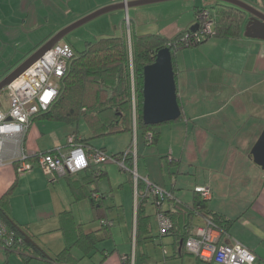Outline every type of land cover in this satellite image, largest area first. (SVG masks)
I'll use <instances>...</instances> for the list:
<instances>
[{"label":"crops","instance_id":"1","mask_svg":"<svg viewBox=\"0 0 264 264\" xmlns=\"http://www.w3.org/2000/svg\"><path fill=\"white\" fill-rule=\"evenodd\" d=\"M72 1L67 0V4ZM120 1L123 0L101 1L97 7ZM246 1L264 11L257 2ZM186 4L190 8L187 21L170 19L161 25H153L154 28H149L153 31L150 33L173 38L197 23L196 7H219L216 0H195ZM5 5L14 6L12 14L5 11ZM57 5L59 0H0V27L3 31L0 33V47L2 56L7 57L10 65L7 71L15 69L57 30L21 48H15L14 45H19V41H14L10 35L15 33L27 38L31 31L49 20V17L37 13L38 8ZM132 8L131 25L143 27L144 11L139 6ZM131 12L130 9V16ZM8 20L13 21L14 26L8 27L9 32H5L7 27L2 23ZM175 56L178 96L186 118L170 127H159L161 137L156 148L145 147L142 151L138 143L137 151L143 157L137 162L138 174L172 191L174 198L187 204L193 203L198 186L210 188L209 208L231 222L228 227L219 230V243L239 241L256 254L254 264H264V170L250 156L252 147L264 130V40L246 37L243 29L239 37L212 36L198 46L177 51ZM5 76L0 72V81ZM37 120L42 119L36 117L33 120L24 142L25 149L32 157L38 152L58 147L65 149L67 136L74 132L72 126L56 125L62 131L56 134L53 131L56 141L54 146L47 149L41 140L43 125L38 124ZM165 137L167 139L163 142ZM103 140V143L95 145L104 148L109 155L122 151L109 138ZM166 142L171 144L166 152L168 161L160 159L161 156L165 157L162 147ZM172 161L178 166H169ZM32 162L33 169L23 173H27L23 180L34 183L44 181L46 189L50 190L45 199L46 204L33 213V208L25 203L23 210L17 212L12 201L11 217L48 257H55L66 245L65 236L60 230V213L67 209L73 211L76 219L88 231L98 230L102 220L113 221L112 237L100 243L99 251L90 258H84L81 264H220L198 259L182 248L173 234L160 235L158 209L152 198L146 203V212L151 218V232L138 242L137 182L133 184L128 174L125 177L116 173L112 163H118L109 162L102 166L105 176L100 179L99 187L105 193L104 206L97 212V218L100 219L98 224L88 226V217L79 218L77 213L81 215L82 209H85L90 210V214L92 211L94 216L91 201L86 198L76 202L65 176H50V183L45 182L46 179L40 173H35L36 168L43 173L36 159ZM120 168L127 172L126 168ZM175 170L179 174L174 178L170 173ZM85 173L81 171L80 175ZM17 178L16 190L20 187V173L16 166L12 162L0 165V197ZM116 179L117 184L114 186ZM31 191L34 197L40 192L35 189ZM110 193H114L111 200ZM131 195L134 204L132 213L128 204ZM166 208L167 202L163 204V209ZM206 218L195 217L191 232L203 225ZM102 250L105 252H100ZM13 253L24 264L18 252ZM74 253L81 254L78 249ZM9 256L6 255L8 261ZM124 256L128 259L124 260ZM28 264L54 263L34 257Z\"/></svg>","mask_w":264,"mask_h":264},{"label":"trees","instance_id":"2","mask_svg":"<svg viewBox=\"0 0 264 264\" xmlns=\"http://www.w3.org/2000/svg\"><path fill=\"white\" fill-rule=\"evenodd\" d=\"M218 4L219 7L217 8H209L214 18L212 34L192 46L178 45L180 39L186 33L194 32L191 28L173 38L160 33H131V47L126 36L102 37L87 42L86 48L81 52H76L75 58L71 61L66 75L61 80L58 97L47 111L38 114L36 117L72 126L74 132L70 135L74 134L77 142L90 150L101 149L105 151L104 148L93 144V138L106 139L110 136L125 133L134 135L135 131L138 140L142 137L145 144L156 145L161 137V132L158 130L161 124L148 125L143 120L144 67L155 61L157 53L161 49L169 47L173 56L177 81L175 56L177 51L198 46L212 36L221 38L241 36L248 14L232 4L219 2ZM204 8L208 7H196L198 24V14ZM178 100L180 103L179 96ZM181 109V116L170 122L182 121L186 118L182 106ZM134 110L136 112V130L133 122ZM82 120L88 124L91 133L89 137L83 135L79 129ZM128 150L130 151V148L126 151ZM126 151L111 156L117 158V160L124 159L129 179L135 184L133 175L135 158L131 151L125 155ZM139 158L140 155L137 151V162ZM31 160L34 161L35 158ZM14 165L18 169V164L15 163ZM103 165L89 166L83 170L86 171L84 175H80V172L65 175L75 201L78 202L86 198L91 201L95 220L98 216V210L104 206L105 193L101 192L99 187L100 179L105 176ZM169 166L177 167L178 164L172 161ZM170 174L175 178L179 172H171ZM17 186L18 178L0 197V220L7 225L14 236L13 245L4 248L7 257L13 252H18L24 264H28L34 257L47 259L54 264H81L84 258H90L95 252L99 251L98 245L100 243L112 237L113 221L102 220L101 227L98 230L88 231L85 229L84 224L76 219L73 211L66 209L60 213V230L65 236L66 245L55 257H48L37 244L27 240L26 231L18 226L11 217L12 195ZM137 192L139 198L137 206L138 242L145 234L151 232V218L146 212V203L151 198L157 209L163 211L173 220L174 226L168 234L177 237L182 248H185V242L191 234L195 217L210 218L219 229H224L231 223L223 215L213 212L209 208L208 199H204L197 191H195L192 204L174 198L172 191H168L171 195H165L163 199H159L147 192V183L144 177H139ZM158 201L160 204H157ZM165 202L168 203V208L163 209ZM75 249H78L81 254L76 255L74 253ZM100 252L104 253L105 250ZM3 264H9V261L6 260Z\"/></svg>","mask_w":264,"mask_h":264},{"label":"built area","instance_id":"3","mask_svg":"<svg viewBox=\"0 0 264 264\" xmlns=\"http://www.w3.org/2000/svg\"><path fill=\"white\" fill-rule=\"evenodd\" d=\"M199 27L194 32L186 33L178 45L192 46L210 36L213 32L214 18L209 8L199 14ZM76 50L68 41L55 44L40 59L34 62L23 74L16 78L6 90L8 106H0V165L7 162L17 163L18 172L23 174L33 169L35 158L43 173L47 176L76 174L89 166H100L117 162L126 168L125 161L109 155L101 149L90 150L77 142L74 134L67 137L65 149L58 147L32 155L25 149V138L34 118L47 111L58 97L61 80L66 75ZM131 152L133 150L130 149ZM126 151L125 155L130 152ZM135 154V152H133ZM135 181L139 179L137 157L135 154ZM147 192L159 199L171 195L167 190L144 177ZM196 191L204 199L211 196L210 188L198 186ZM138 195V193H137ZM157 204H160L158 201ZM156 205V204H155ZM160 235H167L174 226L173 220L163 211H157ZM219 228L216 223L206 218L203 225L197 226L185 242V249L205 262L220 264H254L256 254L239 241L219 243ZM14 243L13 233L0 220V247H9ZM128 257L124 256V260Z\"/></svg>","mask_w":264,"mask_h":264},{"label":"rangeland","instance_id":"4","mask_svg":"<svg viewBox=\"0 0 264 264\" xmlns=\"http://www.w3.org/2000/svg\"><path fill=\"white\" fill-rule=\"evenodd\" d=\"M101 1H108V0H73L72 2L67 4V0H59V5L57 6H50V7H44L42 9L38 8L37 13L42 14L43 17L47 16L49 17V22L47 21V23H43L40 27H38L36 30H33L30 32V34H28L27 38L21 37L20 34H12L10 35L11 38L14 39V41L18 42L19 41V45L15 44V48L18 46L19 48L21 47H26L30 44H32L33 42H35L36 40H38L39 38H44L43 36L50 34L51 32H53L54 30H57L56 32H58L59 30H61L62 28L66 27L67 25L71 24L72 22L80 19L81 17H84L92 12H94L95 10L98 9V5L97 3L101 2ZM192 1L195 0H170V1H165V2H159V3H154V4H149V5H144V6H139L141 7V9L144 11V18H145V25L143 27H139L138 25H131L130 24V20L132 18V15L134 13L132 7H127L121 10H116V11H112L110 13H106L104 15H101L93 20H91L90 22L85 23L84 25L76 28L75 30L71 31L70 33H68L63 40L68 41L69 43H71L74 47V49L76 50V52H81L86 48V44L89 41H95L96 39L102 38V37H109V36H126L128 38V43L129 46L131 47L132 45V35L131 33L134 34H145V33H150L153 32L151 29L149 28H154L152 27L153 25H161L163 23H165L166 21L170 20V19H174V20H181V22L183 21H187L189 18V6L188 8L186 7L187 4L186 3H190ZM196 1H203V0H196ZM246 1V0H245ZM250 2H254L258 5H260L261 7L264 8V0H248ZM219 3H224L226 4V2H221V1H217ZM100 8V7H99ZM213 8V7H211ZM131 9V16L129 14V11ZM193 9V8H192ZM14 10V6H8L5 5V11H8L9 14H12ZM47 17L45 19H47ZM4 24V27H7L5 29V32H9L7 29L10 26H14L13 21H6ZM13 29V28H11ZM3 32L2 31V27H0V33ZM13 31H11L10 33H12ZM2 35V34H1ZM7 37V36H6ZM12 47V46H11ZM12 49V48H10ZM21 51V50H20ZM3 50L0 47V72L1 74H6L8 75L11 71H7L8 66H10L8 64L7 61V57L2 56ZM9 70V69H8ZM9 72V73H8ZM8 91L6 89L2 90L0 92V106H2L4 109L7 108L8 106ZM38 124L43 125L42 127V145L45 146L47 149L51 148L52 146H54V142L56 141V136L55 134L58 132H60V130L62 131V128L57 129L56 125H61V127H66L63 124L57 123V122H51V121H47V120H37ZM133 122H134V126H135V130H136V112L135 110L133 111ZM178 122V121H177ZM174 123L176 122H170V123H164L161 124L159 127H170L172 125H174ZM72 129H74L72 127ZM79 129L81 131V133L87 137L91 136L90 133V129L88 127V124L86 123V121L82 120L79 124ZM53 131H56L55 134L53 133ZM170 137V136H169ZM168 137V138H169ZM63 138V137H62ZM167 138L165 137L163 142L166 140ZM93 144H101L103 143L105 140H103L102 138H93ZM109 140L114 141V143H116L117 148H119L122 151H126V148H130L131 150H133V152H135L136 157H137V148H138V143L140 142L141 145V150L143 151V148L145 147H155V145H144L143 139L142 137H140V139L138 140L136 137V131L135 134H130V133H125V134H117L114 136H110ZM167 143V142H166ZM163 143V147L162 150L164 153L165 157H160V159H164L166 161H168V158H166V152L169 151L171 144L169 143ZM164 144H166L164 146ZM156 148V147H155ZM141 151V152H142ZM132 152V153H133ZM135 154L134 158H135ZM141 159H143V157H140ZM123 161L120 160V162ZM135 162V161H134ZM144 161L142 160V165H144L145 163H143ZM117 163V162H116ZM119 164V163H118ZM115 169H116V173L124 175L125 177H127L128 172H125L124 170H122L120 168L119 165L113 164ZM36 168V167H35ZM135 169V167H134ZM35 173H40L42 177H44L46 180L45 182L50 183V176L47 175H43V173H41V171L39 172V169L36 168ZM174 172H177V170H175ZM17 174H15L16 176ZM26 174H20V187L15 190L16 192L14 193V195L12 196V201L14 202L15 206H16V211L20 212L23 210V206H25V203H28L29 208H33L32 212L35 213L37 212V209H39L40 206H43L46 204V200L49 196V191L48 189H46L45 183L44 181H39V182H29L26 180H23V178L25 177ZM134 178H135V172H133ZM114 186L117 184V179L113 182ZM32 189L35 190H40V192H37L35 194V197L33 196V194H31L30 192ZM132 189V186L130 188V191ZM118 190V188L115 189L114 193L116 194V191ZM129 190V188H128ZM135 191V190H134ZM36 192V191H34ZM114 193H110V200L113 199V194ZM132 195L130 196V201H128L129 204V209L130 212L132 213L133 211V199H132ZM128 199V198H127ZM76 211H78V208L76 209ZM84 211H81V215H79L80 213H77V217L79 216H87V223L88 226L89 225H97L98 222L100 221L99 218H97V220H94V216L93 213L91 211L90 214V210H85L82 209ZM130 213V214H131ZM80 218V217H79ZM78 218V219H79ZM6 260V251L3 247H0V264H3L4 261ZM9 262L11 264H21V260L19 258V256L15 253H12V255L9 256Z\"/></svg>","mask_w":264,"mask_h":264},{"label":"water","instance_id":"5","mask_svg":"<svg viewBox=\"0 0 264 264\" xmlns=\"http://www.w3.org/2000/svg\"><path fill=\"white\" fill-rule=\"evenodd\" d=\"M170 0H123L98 8L94 12L81 17L56 32L32 54H30L15 69L0 81V92L8 87L16 78L23 74L34 62L47 53L64 37L91 20L127 7H138ZM226 2L243 9L248 15L244 28V35L249 38L264 40V11L245 0H216ZM199 27L196 23L191 26L195 31ZM143 120L148 125H157L177 120L182 113L178 100L177 81L173 66V56L169 47L161 49L153 63L144 67L143 89ZM253 162L264 170V130L250 151ZM28 241H32L27 236Z\"/></svg>","mask_w":264,"mask_h":264},{"label":"flooded vegetation","instance_id":"6","mask_svg":"<svg viewBox=\"0 0 264 264\" xmlns=\"http://www.w3.org/2000/svg\"><path fill=\"white\" fill-rule=\"evenodd\" d=\"M249 15H247V19H248Z\"/></svg>","mask_w":264,"mask_h":264}]
</instances>
